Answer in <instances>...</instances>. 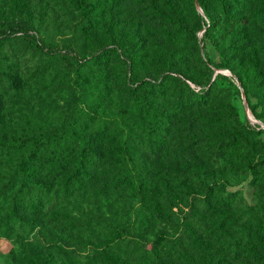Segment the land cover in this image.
I'll return each instance as SVG.
<instances>
[{
    "label": "rangeland",
    "instance_id": "rangeland-1",
    "mask_svg": "<svg viewBox=\"0 0 264 264\" xmlns=\"http://www.w3.org/2000/svg\"><path fill=\"white\" fill-rule=\"evenodd\" d=\"M92 1L0 0V264H264V0Z\"/></svg>",
    "mask_w": 264,
    "mask_h": 264
},
{
    "label": "trees",
    "instance_id": "trees-1",
    "mask_svg": "<svg viewBox=\"0 0 264 264\" xmlns=\"http://www.w3.org/2000/svg\"><path fill=\"white\" fill-rule=\"evenodd\" d=\"M79 3L84 8V12H85L86 16H88L89 11L94 6V2L92 0H79ZM199 3L201 4L202 7L205 8V5H204L202 0H199ZM202 10H203V8H202ZM1 25L3 27H6L5 29H8V30L5 33L4 37L0 38V43L3 40H5V36H7V34L10 35V34H13L17 31L15 28H12L10 23H5L4 21H1ZM23 37L28 42L33 44L36 48H38L39 50L46 51L49 53H56V52H62L63 51L69 55H72V51L70 49L64 50V49L58 48L56 46H51V45L39 43L35 39V35L33 33L26 31V32H24ZM215 68L219 69V68H225V67H213L214 76L218 72V71L215 72ZM0 149H2L1 150L2 153L10 152V141L0 142ZM3 149H5V150H3ZM59 153H60V155H64L62 153V150L59 151ZM37 155H38V151L29 152L27 154V156L21 155L22 157H20L18 159L19 164H18L16 170H13V172H12V173H15L14 176L17 174L19 177L20 184H19L18 188L22 187L23 182H25V176L29 175V174H27V173H29L27 171L29 170L30 165L32 164V160L35 157H37ZM63 157H64V159L69 158L68 155H64ZM88 161H91V160H88ZM52 170H54V169H51L50 171H52ZM45 172H47V171H45ZM11 174H10V176H11ZM127 174L129 175V177L131 179L133 177H135L134 173L130 172L129 170L127 171ZM69 177H70V179L68 181H73L75 179L74 178L75 176H72L71 174H69ZM11 189H13L12 184L10 185V199H11L12 205L16 204V206L18 205L19 209H23L24 211L31 212V214H37L36 209L31 208V206L29 208V206H28L29 204H32L33 201H31L29 198H26L27 204L26 203L21 204L20 202L22 199L20 197H18L17 189H13V190H11ZM204 200L206 201V205L209 206L210 205L209 200L207 198H204ZM47 209H48V207L45 208V210H47ZM45 210H43V211H45ZM9 216H10V222L12 223V225H16L18 228H20V226H21L20 224H22V221L19 218V216L15 214L14 210L9 213ZM220 217L221 216H218L216 219L219 220V223L217 225L220 228L221 234L223 233V234L231 235V231H232L233 226L230 223L224 224L225 219H222ZM236 229H237V227L235 228V230ZM246 233H247V230H246V228L243 227L242 228V235L244 236ZM238 240H239V238H238ZM220 243L223 244L224 246L220 247V248L216 247V248H210L209 249L211 251V254L208 258H209V261L213 260L214 264H253L254 263V261L252 259V255H250L252 253V248H238V247L229 248L228 246H230V245L227 244V241L225 238H223L222 242H220ZM232 246H235V245L232 244ZM178 251L181 253H185L184 249H178Z\"/></svg>",
    "mask_w": 264,
    "mask_h": 264
},
{
    "label": "water",
    "instance_id": "water-1",
    "mask_svg": "<svg viewBox=\"0 0 264 264\" xmlns=\"http://www.w3.org/2000/svg\"><path fill=\"white\" fill-rule=\"evenodd\" d=\"M196 4H197V6H198V8H199L200 6H199V4H198L197 1H196ZM200 9H201V8H200ZM218 70H220V69L215 68V72L218 71ZM244 102H245V105H246V100H244Z\"/></svg>",
    "mask_w": 264,
    "mask_h": 264
},
{
    "label": "bare ground",
    "instance_id": "bare-ground-1",
    "mask_svg": "<svg viewBox=\"0 0 264 264\" xmlns=\"http://www.w3.org/2000/svg\"><path fill=\"white\" fill-rule=\"evenodd\" d=\"M200 8H201V7H199V10L201 11ZM218 71H219V70H218ZM246 110H247V112L250 111L249 108H248V105H246ZM247 114H248V113H247Z\"/></svg>",
    "mask_w": 264,
    "mask_h": 264
}]
</instances>
